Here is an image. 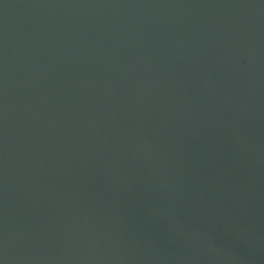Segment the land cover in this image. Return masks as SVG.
Returning <instances> with one entry per match:
<instances>
[{"label":"water","instance_id":"obj_1","mask_svg":"<svg viewBox=\"0 0 264 264\" xmlns=\"http://www.w3.org/2000/svg\"><path fill=\"white\" fill-rule=\"evenodd\" d=\"M0 264H264V0H0Z\"/></svg>","mask_w":264,"mask_h":264}]
</instances>
